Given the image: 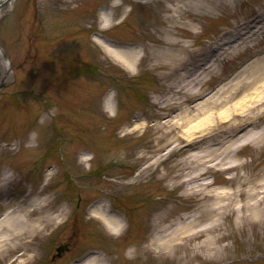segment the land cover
Segmentation results:
<instances>
[{
  "label": "rangeland",
  "instance_id": "374dc122",
  "mask_svg": "<svg viewBox=\"0 0 264 264\" xmlns=\"http://www.w3.org/2000/svg\"><path fill=\"white\" fill-rule=\"evenodd\" d=\"M262 5L264 0L13 1L0 17V44L11 63L0 88V139L21 138L35 129L22 141L0 142V178L5 171L14 174L0 185V221L28 214L40 227L30 251L20 245L26 259L34 254L28 264H75L71 259L79 260L91 247L108 256L110 264H147L149 258L150 264H186L150 257L141 249L159 206L169 202L173 220L198 202L197 195H182L189 153L236 139L252 126L246 120L237 124L229 110L224 115L226 105L212 108L213 101L204 100L225 95L244 76L245 61L264 47L261 33L259 45L236 35L242 20L254 17ZM103 9L111 17L101 35L104 42L139 50L133 71L87 34L90 27L100 29ZM177 9L183 13L170 25L168 16ZM173 38L172 50L186 47L187 65L216 54L210 59L216 70L194 71L193 91L177 88L176 76L168 75L171 65L160 63L165 53L156 50L167 51ZM109 86L119 89L106 91L102 100L112 94L106 103L99 97ZM200 122L204 126L192 129ZM239 156L254 163L250 170L259 169L264 141L244 145ZM139 164L149 166L136 175ZM209 175L219 185L228 183V171L211 169ZM99 199L118 208L125 224L120 235L92 218ZM2 228L14 231L9 225ZM240 234L238 228L230 238L234 257H199L187 264H264L261 245L253 243V251L245 253ZM67 239L71 249L52 259L56 245ZM1 254L0 264H8L2 259L6 253Z\"/></svg>",
  "mask_w": 264,
  "mask_h": 264
},
{
  "label": "bare ground",
  "instance_id": "6f19581e",
  "mask_svg": "<svg viewBox=\"0 0 264 264\" xmlns=\"http://www.w3.org/2000/svg\"><path fill=\"white\" fill-rule=\"evenodd\" d=\"M59 1L67 5L74 0ZM12 3V0H0V16L6 8L11 7ZM182 13V9H177L175 13L169 15L170 25L178 20ZM103 16L107 24L110 20L109 12L105 10ZM165 32L172 34L170 28H167ZM259 33L263 35L264 40V5L257 9V16L254 19L247 17L242 20L236 35L239 34L238 37L245 41H256L255 45H259L262 42L258 40ZM174 42V38L170 40L171 46L167 51L156 50L160 54L165 53V58L160 63L171 65L168 75L176 76V80L172 83L177 88L193 91L189 86L192 83L191 80H196L194 71H198L200 66L216 70V65L208 64V60L210 61L216 54L210 53L200 58L199 62L190 63L191 68L187 65L184 53L186 47L180 46L177 53L172 50ZM106 50L132 70L139 59V50L133 47L106 45ZM218 56H220L219 52ZM10 69L5 49L0 45V83L8 79ZM242 70L245 72L244 76L225 95L215 100L207 98L204 102L213 101L212 108L226 105L227 111L224 115H227L229 110L233 118H237L235 120L237 124L246 120L252 123V126L236 139L229 138L202 148L200 151L189 153L182 173L184 177L181 182L185 183L182 195H197L198 202L193 209L173 220L169 219L167 213L169 202L159 206L156 221L151 223L150 236L142 246L143 253L151 252L150 254L157 258L171 257L178 263L186 264L199 257L203 261L234 257L230 238L238 228L241 229L240 235L246 244L245 253L250 254L253 251L251 246L256 242H258L256 246L261 245L258 246V250L264 251V165L257 170H250L254 163L239 156L244 145L252 143L257 145L260 141H264V124H261L264 123V47L253 54L252 59L244 64ZM197 77L199 78L200 75L198 74ZM239 94L240 97L234 100ZM237 111L240 112L239 115L236 114ZM235 122L233 124H236ZM203 124L204 122H200L192 129L201 128ZM183 133L178 135L183 136ZM91 158L92 156H89L88 160ZM260 164L261 162L258 165ZM211 169L220 172L228 171V183L219 185L214 179H210ZM236 169H244V171L238 173L235 172ZM13 177V173L5 171L0 178V185L6 184ZM174 184L171 183V186ZM114 206L105 199H99L93 204L92 210L94 216L100 219L109 231L120 235L125 229L124 219L118 212V208ZM5 219L0 221V253H6L2 259L8 264H28L34 254L26 259L25 249H20V245H27L26 251H30L33 237L37 235L40 227L28 214L7 215ZM6 225L13 227L14 231L3 232L2 227ZM23 235L29 236L30 239L19 242V237ZM10 251H14L11 256ZM77 264H110V262L108 256L93 250L89 251L87 256Z\"/></svg>",
  "mask_w": 264,
  "mask_h": 264
}]
</instances>
